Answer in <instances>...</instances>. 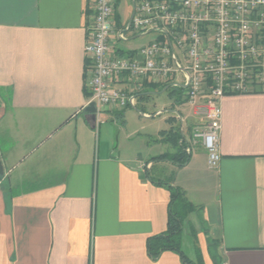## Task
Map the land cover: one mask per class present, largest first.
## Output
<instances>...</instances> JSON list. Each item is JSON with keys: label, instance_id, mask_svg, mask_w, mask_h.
I'll list each match as a JSON object with an SVG mask.
<instances>
[{"label": "crops", "instance_id": "crops-1", "mask_svg": "<svg viewBox=\"0 0 264 264\" xmlns=\"http://www.w3.org/2000/svg\"><path fill=\"white\" fill-rule=\"evenodd\" d=\"M119 1L111 54H133L159 34L133 28V0L129 17ZM94 3L0 0V264H186L176 251L152 258L147 248L148 238L167 228L172 186L196 206L187 219L196 234L191 248L185 226L183 233L190 257L200 245L205 264H213L211 235L224 264H264V87L222 98L216 168L202 145L188 150L201 119L183 108L181 75L138 86L128 74L116 76L112 84L135 100L106 107L94 126L85 110L92 101L85 46ZM137 37L145 40L129 46ZM172 90L185 100L176 102ZM161 93L171 105L148 111ZM128 108L144 117L168 111L169 123L157 132H126ZM155 144L173 150L156 153ZM180 147L188 155L183 162L159 157Z\"/></svg>", "mask_w": 264, "mask_h": 264}, {"label": "built area", "instance_id": "built-area-1", "mask_svg": "<svg viewBox=\"0 0 264 264\" xmlns=\"http://www.w3.org/2000/svg\"><path fill=\"white\" fill-rule=\"evenodd\" d=\"M88 85L97 116L106 107H125L135 96L112 80L128 74L136 86L145 80L175 82L186 89L194 126L191 147L202 145L208 166L216 168L222 127L221 101L264 85V0H133L130 25L156 30L158 37L133 54H111L114 0H94ZM118 36H123L118 33Z\"/></svg>", "mask_w": 264, "mask_h": 264}, {"label": "trees", "instance_id": "trees-1", "mask_svg": "<svg viewBox=\"0 0 264 264\" xmlns=\"http://www.w3.org/2000/svg\"><path fill=\"white\" fill-rule=\"evenodd\" d=\"M89 13L91 14L92 10H90ZM262 87H264V85H262ZM262 87L257 88L256 91L260 90ZM170 93L175 95L176 102L182 103L185 100L180 90H172ZM175 134L178 137L176 141H178L180 131L177 130ZM178 156H181V158H177ZM159 157H169L183 162L187 159L188 155L185 153L183 147H180L175 154H162L159 155ZM194 210H196V206L185 197L183 191L178 187L172 186L167 228L161 234L150 236L147 241L148 252L152 258H157L164 250H173L181 256L186 264H205L204 256L202 251L198 248V245L195 246L196 255L194 258L187 254L183 245L185 221L188 219V214ZM192 228V233L196 237L195 231ZM205 232L207 231L205 230ZM219 246V239L207 235V248L213 264H224Z\"/></svg>", "mask_w": 264, "mask_h": 264}, {"label": "rangeland", "instance_id": "rangeland-1", "mask_svg": "<svg viewBox=\"0 0 264 264\" xmlns=\"http://www.w3.org/2000/svg\"><path fill=\"white\" fill-rule=\"evenodd\" d=\"M118 11L122 14L123 17H129L132 13V6L130 3V0H120L118 5ZM142 37H137L135 41L129 42V46L133 45L135 47H139L143 41ZM121 46H128L125 45V43H122ZM171 97L169 96V93H161L154 96L153 99H151L147 103V110L148 111H157L159 109H163L165 105L170 106L171 105ZM183 108L189 109L188 104L184 103L182 104ZM140 108L141 105L139 106ZM140 108H128L126 111V122L124 124V129L126 132H134L137 130H140L142 127L146 128L149 131L157 132L160 128L165 127L168 125V116L170 113L168 111L163 112L160 115H155L154 117H144L141 113ZM146 110V109H145ZM187 125V122L184 123V129ZM186 131V129H185ZM129 141H126V143ZM184 147H188L183 145ZM155 152L158 153L160 150H173V147L171 145H160L155 144L154 145ZM191 225H188V220L185 221V231L187 232V241L189 243L190 248L192 247V243L196 239V237L191 233ZM198 248L201 250L200 245H198ZM188 252H192L191 249ZM199 250V251H200Z\"/></svg>", "mask_w": 264, "mask_h": 264}, {"label": "water", "instance_id": "water-1", "mask_svg": "<svg viewBox=\"0 0 264 264\" xmlns=\"http://www.w3.org/2000/svg\"><path fill=\"white\" fill-rule=\"evenodd\" d=\"M85 110L90 114V119L95 126L97 120V106L94 100L90 101L88 105L85 107ZM4 175V165L0 156V176Z\"/></svg>", "mask_w": 264, "mask_h": 264}]
</instances>
